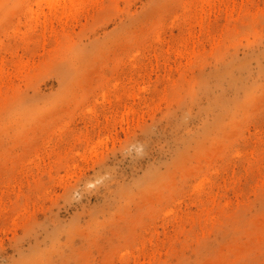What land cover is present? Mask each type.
Returning a JSON list of instances; mask_svg holds the SVG:
<instances>
[{
  "label": "rangeland",
  "instance_id": "374dc122",
  "mask_svg": "<svg viewBox=\"0 0 264 264\" xmlns=\"http://www.w3.org/2000/svg\"><path fill=\"white\" fill-rule=\"evenodd\" d=\"M54 2L0 0V264H264V0Z\"/></svg>",
  "mask_w": 264,
  "mask_h": 264
},
{
  "label": "bare ground",
  "instance_id": "6f19581e",
  "mask_svg": "<svg viewBox=\"0 0 264 264\" xmlns=\"http://www.w3.org/2000/svg\"><path fill=\"white\" fill-rule=\"evenodd\" d=\"M45 1H46V0H45ZM55 1H59V0H55ZM61 1H62V0H61ZM64 1H66V0H64ZM53 2H54V0H53ZM54 3H55V2H54ZM61 4H62V2H61ZM66 4H67V2H66ZM66 4H65V5H66ZM57 5H58V4H57ZM54 6H55V4H54Z\"/></svg>",
  "mask_w": 264,
  "mask_h": 264
}]
</instances>
